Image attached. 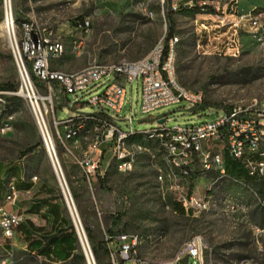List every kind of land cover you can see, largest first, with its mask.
<instances>
[{"label": "rangeland", "instance_id": "obj_1", "mask_svg": "<svg viewBox=\"0 0 264 264\" xmlns=\"http://www.w3.org/2000/svg\"><path fill=\"white\" fill-rule=\"evenodd\" d=\"M174 3L193 11H173ZM10 9L14 26L29 22L64 38L66 53L52 64L54 70L64 73L91 64L136 61L147 56L165 38L169 27L166 12L172 10L174 36L178 38L175 69L180 86L202 93L204 108L258 110L264 106V42L246 33L245 27V32H239L240 54L232 57L223 49L226 36L221 34L226 28L217 27L223 17L224 22H229L253 9L264 10V0H10ZM233 12L234 17H229ZM83 17L91 22L88 33L76 30ZM4 20L5 10L0 0V86H14V90L0 89L3 92L0 98L13 115L11 130L0 134V165L16 166L25 181L34 179L35 187L28 195L20 196L15 205L4 202L3 196L0 207L7 212L25 214L28 205L42 197L37 190L44 186L43 192L50 198L61 200L66 226L74 229L28 100L18 93L20 81L3 28ZM200 22L210 25L208 33L199 27ZM28 77L36 95L50 98L45 102L48 129L94 264H110L102 245L108 230L138 235L139 256L155 263L171 262L184 242L198 236L204 244L201 262L189 258L180 264H264V186L255 183L241 161L228 163L227 180L216 183L212 174L197 169L193 174L196 195L203 196L210 190L216 197L228 196L238 204L237 211L230 216L224 215L219 207L194 216L175 214L174 196L156 178L157 167L162 165L161 154L156 151L138 154L134 169L120 173L111 160V152L105 148L95 178L89 182L78 161L90 142L91 134L87 133L92 123L83 122L77 144L61 142L57 131L62 129L55 127L54 121L67 119L75 109L68 101L65 103L66 97L58 87L50 93L44 83L37 80L34 85ZM138 101L134 85L131 94L134 120L138 119ZM181 111L171 106L157 113L168 114L167 124L172 125L174 118L178 123L188 119L181 116ZM151 124L147 120L137 127L144 129ZM231 166H235L234 172ZM1 178L5 184L8 176L3 173ZM192 184L186 188L188 191ZM17 204L21 209H17ZM92 246L97 248V257ZM79 252L84 255L80 245ZM8 254L13 264H51L27 254L17 236L8 240L0 235V262ZM85 263L88 264L86 258Z\"/></svg>", "mask_w": 264, "mask_h": 264}, {"label": "built area", "instance_id": "obj_2", "mask_svg": "<svg viewBox=\"0 0 264 264\" xmlns=\"http://www.w3.org/2000/svg\"><path fill=\"white\" fill-rule=\"evenodd\" d=\"M178 7L174 3L173 11ZM233 14L230 13L229 17H234ZM224 19L217 27L226 28L221 36H226L223 49L230 56L240 54L239 32L244 31L245 27L248 28L246 33H252L258 42H264V10L253 9L247 14L235 16L229 22H224ZM11 24L24 75L28 77L31 74L44 83L50 93L56 84L67 97L68 105L75 109L67 119L54 121L55 127L62 129L61 132L57 131V138L61 142L73 141L77 144L81 139L79 133L83 122L92 123V129L87 133L91 134L90 142L78 161L87 181L95 178L105 148L111 152V160L120 173H129L134 169L138 154L156 151L162 158V165L157 167V181L167 186L185 216L198 215L217 207L224 215L230 216L238 209V204L230 197H216L210 190L203 196L196 195L192 182L195 170L215 176L214 183L227 180L224 163L227 154L243 163L255 183L264 179V106L258 110L204 108L202 93L183 88L177 81L176 36L167 41L161 39L147 56L136 61L91 64L78 71L64 73L52 68L53 62L66 53L62 36L52 30H41L29 22H22L19 27L14 26L13 21ZM90 25L89 18L83 17L76 30L88 33ZM199 27L208 33L210 25L200 22ZM32 34L36 36L35 44ZM134 85L139 95L137 120H134L136 114L131 111ZM27 96L43 147L55 170L60 167V162L55 141L48 129L47 110L34 95ZM4 103L0 98V134L11 130L13 122V115L7 111ZM171 106L182 109L181 116L188 119L178 123L174 118V123L168 125V114L157 112ZM196 118L200 119L195 121ZM75 120L79 122L69 124ZM147 120L152 121L150 127H137ZM162 120L163 123H159ZM190 182L193 184L188 191L186 188ZM235 183L244 185V182ZM19 197L15 179L8 178L4 202L13 204ZM24 220L22 213L7 212L0 207V235L8 240L13 239ZM78 224L86 242L79 220ZM74 229L80 240L75 225ZM104 242L110 264H180L189 258L201 262L204 248L201 237L195 236L180 246L171 262L155 263L139 256L141 240L138 235L106 234ZM0 264H13L11 255L8 254Z\"/></svg>", "mask_w": 264, "mask_h": 264}, {"label": "trees", "instance_id": "obj_3", "mask_svg": "<svg viewBox=\"0 0 264 264\" xmlns=\"http://www.w3.org/2000/svg\"><path fill=\"white\" fill-rule=\"evenodd\" d=\"M185 10L193 11L192 8H181L178 7L176 11L182 12ZM167 22H168V32L165 36V40L167 41L169 38L174 36V19H173V11L168 10L166 12ZM30 77L34 83V85L37 84V79L34 78L31 74ZM55 88L57 87L56 84H54ZM0 89H8V90H14L13 85L5 84L0 86ZM66 97V96H65ZM68 99L66 97L65 103H67ZM29 151V150H27ZM225 163V171L229 164H232L233 159L227 154H225L224 158ZM239 161V160H238ZM0 201L2 197L4 196L5 191V184H3L2 181V174L4 173L8 178L15 177V188L17 191L20 190H26L30 188L29 184H23L19 182L20 172L16 166H10L5 168L3 165H0ZM232 172L235 171V166H231ZM261 185L264 186V181L260 180ZM53 199H50L48 201L41 202L37 205H33L28 211L38 212L40 210V207L43 206V204L46 207L45 214L42 216H49L52 221V225L56 224L58 221H60L61 218V209L60 206L52 201ZM173 211L175 214L179 216H185L183 209L177 204L173 203ZM18 229L21 231L23 235V239L26 242V252L27 254L31 255L32 257L42 259L46 262H49L51 264H86L85 258L82 253L79 252V244L78 239L74 233L72 226H67L65 228H60L59 230L55 231L53 234L50 235H41L38 239L32 238V233L34 231H38L39 229H34L32 224L28 222L27 226L20 225ZM108 235L113 234L111 230L107 231ZM102 245L104 247V250L107 251L105 242L103 240ZM91 250L93 252V255L97 257V248L96 246H92Z\"/></svg>", "mask_w": 264, "mask_h": 264}, {"label": "bare ground", "instance_id": "obj_4", "mask_svg": "<svg viewBox=\"0 0 264 264\" xmlns=\"http://www.w3.org/2000/svg\"><path fill=\"white\" fill-rule=\"evenodd\" d=\"M2 3H3V7H4V10H5V15H6V18L4 20V24H3V28H4V31L6 33V36L8 38V42L10 44V47L13 51V57H14V61L16 63V67H17V71H18V78H19V81H20V87H19V91L18 93L23 96L24 98H27L29 95L30 97L32 95H34L37 99H39L40 101V105L43 107L44 110H47V107H46V101H50V98L49 97H40L39 95H36L34 89H33V86L31 84V81L28 77H26L22 71V68H21V65L19 64V59H18V54H17V51H16V47H15V44H14V41H13V26H12V14H11V9H10V0H2ZM18 64V66H17ZM54 173H55V176L57 178V181H58V185H59V188H60V191L62 193V196L64 198V201L67 203V209H68V213H69V216L73 222V225L76 226L77 228V231L79 232V237H80V240H78V244L83 248L85 249L88 257L90 258L89 256V251H88V243H87V240L85 242L84 240V237H83V234L80 230V227H79V224H78V214H77V211H76V208L73 204V201H72V198H71V195L69 193V190H68V187H67V184H66V181L63 177V172H62V168L61 166L58 168L56 167L55 170L53 169ZM65 203V204H66ZM89 247V246H88Z\"/></svg>", "mask_w": 264, "mask_h": 264}, {"label": "crops", "instance_id": "obj_5", "mask_svg": "<svg viewBox=\"0 0 264 264\" xmlns=\"http://www.w3.org/2000/svg\"><path fill=\"white\" fill-rule=\"evenodd\" d=\"M238 1L239 0H237V2ZM241 1H244V0H241ZM19 172H20L19 173L20 174L19 182H21L23 184H29L30 185L29 189L20 190L19 191L20 192V196L28 195L35 187L34 186V179H29L28 181H25L20 170H19ZM13 178L16 180L15 177H13ZM194 181H195V179L192 180L193 183H194ZM194 185H195V183H194ZM44 189H45L44 186H41V190H37L38 195L40 196L42 194V197H40L39 199L31 202L28 205L27 209L25 210V214L23 212H11V213H22L24 215V219L25 220L22 223V225L27 226L28 222H30L34 229H36V228L39 229L38 231H34L32 233V238H35V239H38L41 235H50V234H53L55 231L59 230L60 228L67 227L66 226V220L63 217V204H62L61 200L58 201L55 198H50L49 195H47L46 193L43 192ZM50 199H53L52 201L57 203L60 206V209H61L60 221H58L54 225H52V221H51V218L49 216H45V217L42 216L43 214H45V210H46V207H45L44 204H43L42 207H40V210L38 212H36V211L29 212L28 211L33 205H37V204H39L41 202L48 201ZM10 205H15V204H10ZM17 209H21L20 205H18V204H17ZM74 233H75V230H74ZM75 235H76V233H75ZM14 236H17L18 238H20L22 240V242L24 244V249L26 251V242L24 241L23 235H22L21 231L18 228H17Z\"/></svg>", "mask_w": 264, "mask_h": 264}, {"label": "water", "instance_id": "obj_6", "mask_svg": "<svg viewBox=\"0 0 264 264\" xmlns=\"http://www.w3.org/2000/svg\"><path fill=\"white\" fill-rule=\"evenodd\" d=\"M32 41H33L34 44L36 43V36H35V34H32ZM159 123H163V120L160 121ZM87 248H88V251H89V256H90V258L88 257V255H87L85 249H84L83 246H82V250H83L84 256H85V258H86V261H87L88 264H94V261H93V257H92V254H91L90 248H89L88 246H87Z\"/></svg>", "mask_w": 264, "mask_h": 264}]
</instances>
